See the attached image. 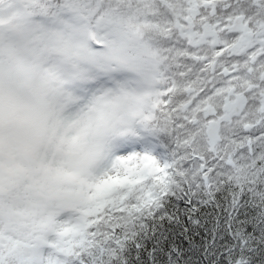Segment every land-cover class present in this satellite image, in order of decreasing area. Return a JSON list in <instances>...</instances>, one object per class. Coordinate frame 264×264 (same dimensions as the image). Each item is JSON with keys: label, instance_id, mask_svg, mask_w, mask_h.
Returning a JSON list of instances; mask_svg holds the SVG:
<instances>
[{"label": "snow or ice", "instance_id": "snow-or-ice-1", "mask_svg": "<svg viewBox=\"0 0 264 264\" xmlns=\"http://www.w3.org/2000/svg\"><path fill=\"white\" fill-rule=\"evenodd\" d=\"M0 264H264V0H0Z\"/></svg>", "mask_w": 264, "mask_h": 264}]
</instances>
